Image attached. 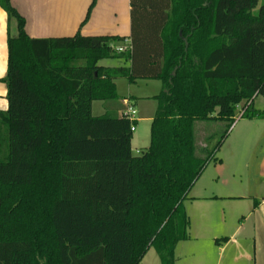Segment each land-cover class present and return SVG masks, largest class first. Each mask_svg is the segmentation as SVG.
<instances>
[{
    "label": "trees",
    "instance_id": "trees-1",
    "mask_svg": "<svg viewBox=\"0 0 264 264\" xmlns=\"http://www.w3.org/2000/svg\"><path fill=\"white\" fill-rule=\"evenodd\" d=\"M258 1L131 0V49L118 52L120 36L30 38L0 0L17 22L0 111V264H140L152 246L174 264L188 237L184 201L219 161L196 123L230 129L241 103L243 117L264 118L253 108L264 97ZM122 57L129 66L102 64ZM121 78L162 82L137 156L133 122L92 114L94 101L119 99Z\"/></svg>",
    "mask_w": 264,
    "mask_h": 264
},
{
    "label": "crops",
    "instance_id": "crops-1",
    "mask_svg": "<svg viewBox=\"0 0 264 264\" xmlns=\"http://www.w3.org/2000/svg\"><path fill=\"white\" fill-rule=\"evenodd\" d=\"M11 3L24 18L30 38L69 37L80 32L85 36H120L126 39L124 42L131 41V0H11ZM14 26L17 32L16 20H12L0 6V111L3 112L9 107L5 77L8 41L15 35ZM104 61L102 64L107 66ZM129 64L130 61L125 66ZM129 96L113 104L121 110L117 116H122L128 104L134 106L136 103ZM137 122L138 119L133 123V133ZM234 130L229 152L224 151L214 164L216 176L210 181L199 182L203 171L184 201L189 217L188 237L177 244L175 255L180 245H186L183 247H187L191 258L197 252H203L207 255L204 263L208 264H264V148L254 163L251 178L245 176V170L251 164L244 154L249 144H261L264 118H244ZM231 135L233 131L228 137ZM140 153L133 152L136 156ZM229 159L235 164L229 166ZM151 262L162 264L156 260Z\"/></svg>",
    "mask_w": 264,
    "mask_h": 264
},
{
    "label": "rangeland",
    "instance_id": "rangeland-1",
    "mask_svg": "<svg viewBox=\"0 0 264 264\" xmlns=\"http://www.w3.org/2000/svg\"><path fill=\"white\" fill-rule=\"evenodd\" d=\"M264 4V0L258 1V6L255 8L254 13H257L259 8ZM14 34L16 35L15 26L13 27ZM107 66H125L128 63L124 57L122 58H110L104 61ZM117 93L119 95V99L128 98L129 95L132 96L133 99L136 100L134 104V108L137 111V119L138 122L136 124V131L133 133L132 139V149L135 154L144 151L150 144V129H151V119L155 116L157 111L158 102L154 99V96L159 94L162 90V82L160 80L153 79H140L134 83L129 82L127 79L121 78L117 79ZM118 100H110V101H95L92 104V112L95 115H104L108 114L111 116H117L121 113V110H117L113 107L114 103L118 104ZM131 99V98H130ZM245 108L244 103H241L238 106L235 122L230 127H227L223 122H198L196 123V137L197 142L200 146L208 145L210 151H214V157L219 158L221 154L225 152H229V144L232 142L233 136L235 134L234 128L237 126L239 122L245 117L241 116L242 110ZM253 108L257 110H264V97L262 95L256 96L253 103ZM228 130L226 136L224 137L226 131ZM233 131V135L228 137V135ZM211 137L209 138V136ZM209 138V141H208ZM229 138V139H228ZM226 142L224 143V141ZM220 142V143H219ZM224 144V145H223ZM223 146V147H222ZM222 147V149H221ZM264 148V138L261 140L260 145H252L249 144L248 148L245 149V159L251 164L248 169L245 170V176L247 178H251L253 176V172L255 170L254 163L257 161V158L262 154ZM216 149V150H215ZM221 149V152L219 151ZM235 162H232L231 159L227 161V164L231 166ZM237 163V161H236ZM215 161H210L204 170V174L202 175L199 182L204 180L210 181L214 176H216V167ZM233 168V167H232ZM246 178V179H247ZM237 181V178L234 179ZM190 244V243H186ZM196 244V243H195ZM186 245H180L178 252H174V264H198L204 260L207 255L203 252H197L194 257L191 258L187 251V247H183ZM176 249V248H175ZM152 261L156 260V263H161V258L158 252L155 249V246L150 247L147 251L146 256L141 264H151Z\"/></svg>",
    "mask_w": 264,
    "mask_h": 264
},
{
    "label": "built area",
    "instance_id": "built-area-1",
    "mask_svg": "<svg viewBox=\"0 0 264 264\" xmlns=\"http://www.w3.org/2000/svg\"><path fill=\"white\" fill-rule=\"evenodd\" d=\"M116 51L123 52L131 49V41H125L123 44L117 45ZM245 109L242 110L241 116H243ZM122 116L128 118L131 122H135L137 120V111L135 110L134 106L132 104H128L127 109L122 113ZM132 130H135V126L133 124Z\"/></svg>",
    "mask_w": 264,
    "mask_h": 264
}]
</instances>
